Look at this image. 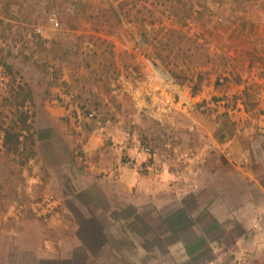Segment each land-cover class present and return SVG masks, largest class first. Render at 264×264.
<instances>
[{
  "label": "rangeland",
  "instance_id": "rangeland-1",
  "mask_svg": "<svg viewBox=\"0 0 264 264\" xmlns=\"http://www.w3.org/2000/svg\"><path fill=\"white\" fill-rule=\"evenodd\" d=\"M146 64L174 79L181 106L167 115L138 90ZM11 82L32 94L16 152L2 143L3 127L20 123L2 104ZM262 99L264 0H0V263L27 264L46 240L67 242L71 212L81 234L101 232L88 264H264ZM196 112H208L220 144L248 121L238 168L213 142L202 163L189 161L182 133L200 127ZM100 132L123 146L113 150L120 162L140 155L141 174L165 171L171 190L137 205L106 199L124 189L81 150ZM213 196L230 205L218 226L206 215Z\"/></svg>",
  "mask_w": 264,
  "mask_h": 264
},
{
  "label": "crops",
  "instance_id": "crops-1",
  "mask_svg": "<svg viewBox=\"0 0 264 264\" xmlns=\"http://www.w3.org/2000/svg\"><path fill=\"white\" fill-rule=\"evenodd\" d=\"M250 24L249 21H247V27ZM247 27L242 26L241 30L244 32L247 30ZM213 91H211V94L213 96L219 95L222 96V94L225 92L224 88L220 89L218 87L212 88ZM241 92V91H240ZM191 99V98H190ZM190 99L185 97V101L187 103L186 106L183 107L184 110L187 109L189 106V103L192 102ZM247 103V102H246ZM263 105L264 110V100L262 99L260 101L259 107L261 108ZM248 106V104H247ZM249 107V106H248ZM207 113L204 114H198L197 112L195 114H192V117L190 120H193V122H198L199 128L197 130H190L186 133H182V137L185 142V147H191L189 150H191L193 153H195V158L192 160L191 158L189 161L191 163L198 162L202 163L203 156H205L210 149L209 145L207 143H215L216 147L219 146L218 152L222 154L225 158V160L233 167L238 168L240 164L243 162V158H246V152H245V141L246 139H250L249 136L251 133V128L249 127V123L247 120H245V123H243L238 129L234 135L231 136V138L227 139V142L220 144L219 141V133L217 131L213 130L211 127H208V120L210 119L209 116H207ZM207 116V117H205ZM247 116L250 118V112L247 111ZM236 119V117H234ZM244 118V117H243ZM226 120V119H223ZM234 120V119H233ZM194 124V123H192ZM225 125V123H224ZM243 126V127H242ZM190 128V127H189ZM103 130V128H102ZM99 136H96L94 138H90L86 144H84L81 148L82 152L85 154H88L89 162L94 160L91 170H95L96 172L104 171L105 176L110 178V183H112L115 186H118L119 188H123L124 193L121 192L117 197H113L114 193H111V191L105 192V198L108 200L113 199H119L120 203L127 206V203H131V205L138 204L141 200H156V196L160 190H171V187L169 186L170 181H166L167 178H169L166 175L165 171L159 172L158 174H141L139 172L138 165L142 162V157H132L129 162L122 163L120 162L119 158L115 156V151L121 150L123 146L117 145L116 141H111L109 145L103 142L102 140H105V135H103L102 132ZM93 136V135H92ZM91 136V137H92ZM115 140V138H114ZM199 142V143H198ZM244 143V144H243ZM170 146V145H169ZM139 148V147H138ZM137 149V147H136ZM175 149V148H174ZM199 157H198V155ZM96 154V155H95ZM218 154V153H217ZM154 161L156 162L154 166H165L166 161L163 162V159H156L154 156ZM185 160V159H184ZM246 160V159H245ZM207 163V162H206ZM190 164V163H189ZM91 165V164H90ZM192 165L188 166V170L190 173L194 171ZM198 170V168H196ZM196 170V171H197ZM178 180L179 183L185 182L184 186L186 189V186L190 188V182L191 178L190 176H186L182 174L179 175ZM148 185V186H147ZM187 188V189H188ZM111 189V188H110ZM151 196V197H150ZM214 202L210 205V208L207 209L206 215L209 216L210 220L213 222V224L218 226V223L222 222V208L228 209L230 206L229 204H224L223 200H221L219 197L213 196L212 198ZM263 199H264V192H263ZM152 204H157L155 202H151ZM262 210L264 211V204ZM70 215H66L67 217H72L73 220L69 222L68 225H62V228L60 231H62V235L64 233L65 237L67 238V242L64 241H58L57 243L49 242L48 240L45 241L43 255L39 256L37 259L33 260L32 262H27V264H88L90 261V257L92 258L93 262L95 261L96 256V249L102 247L103 245L100 243H97L96 236L101 235V232H97L96 227L90 226V231L87 235L81 234L79 229V224L75 223V214H72L69 212ZM72 214V215H71ZM210 215L213 217L211 218ZM56 225V224H55ZM4 227L0 225V230H3ZM95 233H98L97 235ZM61 235V236H62ZM9 247V243H7ZM49 251H52L51 254H48ZM3 258V257H2ZM3 262V259H1ZM1 264V263H0ZM22 264H25L24 262ZM217 264V263H216Z\"/></svg>",
  "mask_w": 264,
  "mask_h": 264
},
{
  "label": "built area",
  "instance_id": "built-area-1",
  "mask_svg": "<svg viewBox=\"0 0 264 264\" xmlns=\"http://www.w3.org/2000/svg\"><path fill=\"white\" fill-rule=\"evenodd\" d=\"M50 22L54 26L58 25L53 19ZM137 87L144 97L150 99L160 116L167 115L181 106L177 99V87L174 79L151 64L145 65L141 77L137 80ZM144 152L147 155H151L147 149ZM187 156L189 157L188 154L185 155V157Z\"/></svg>",
  "mask_w": 264,
  "mask_h": 264
},
{
  "label": "trees",
  "instance_id": "trees-1",
  "mask_svg": "<svg viewBox=\"0 0 264 264\" xmlns=\"http://www.w3.org/2000/svg\"><path fill=\"white\" fill-rule=\"evenodd\" d=\"M7 71H11V67L9 65L4 64L3 65ZM26 86H22L20 84H14L11 82V85H9V90L7 92V95L3 98V105L8 104V106L13 107V109L10 111V114L12 116H19L20 117V123H16L11 119V124L3 127V147L7 151H17L19 147L21 146V133L26 131L30 132L31 130V125L28 122L30 120V116L25 111L24 105L25 102L29 101L31 102L32 100V94L31 92L28 93V87L25 89ZM26 90V92H25ZM24 91V92H23ZM28 93V94H27ZM22 94H26V97L22 98L21 100L20 97ZM24 96V95H23ZM11 101V102H10ZM13 103H15L13 105ZM4 108V107H3Z\"/></svg>",
  "mask_w": 264,
  "mask_h": 264
}]
</instances>
